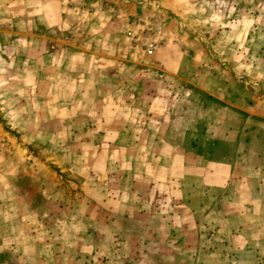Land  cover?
<instances>
[{"label":"crops","instance_id":"0c3cea01","mask_svg":"<svg viewBox=\"0 0 264 264\" xmlns=\"http://www.w3.org/2000/svg\"><path fill=\"white\" fill-rule=\"evenodd\" d=\"M263 67L264 0H0V264H264Z\"/></svg>","mask_w":264,"mask_h":264},{"label":"built area","instance_id":"2783aa9c","mask_svg":"<svg viewBox=\"0 0 264 264\" xmlns=\"http://www.w3.org/2000/svg\"><path fill=\"white\" fill-rule=\"evenodd\" d=\"M106 5V2L102 3V6ZM123 33L133 45L141 47L147 56H152L155 48L164 44V40L157 42L154 39V36L159 33V26L153 21L129 17L123 27Z\"/></svg>","mask_w":264,"mask_h":264},{"label":"rangeland","instance_id":"374dc122","mask_svg":"<svg viewBox=\"0 0 264 264\" xmlns=\"http://www.w3.org/2000/svg\"><path fill=\"white\" fill-rule=\"evenodd\" d=\"M264 68V67H263ZM263 87H264V78H263ZM45 153H47V152H45ZM149 259V257L147 256V257H145V258H142V259ZM177 259H178V257H177Z\"/></svg>","mask_w":264,"mask_h":264}]
</instances>
